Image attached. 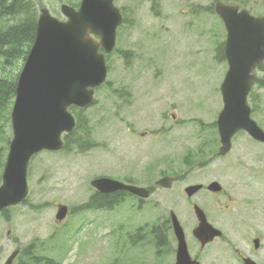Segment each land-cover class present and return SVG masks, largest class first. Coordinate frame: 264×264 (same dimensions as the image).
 I'll use <instances>...</instances> for the list:
<instances>
[{"label": "rangeland", "instance_id": "1", "mask_svg": "<svg viewBox=\"0 0 264 264\" xmlns=\"http://www.w3.org/2000/svg\"><path fill=\"white\" fill-rule=\"evenodd\" d=\"M33 1L38 12L47 8L62 19L60 4L79 0ZM216 1L264 16V0H114L124 21L106 57V83L96 90L93 105L71 111L83 121L76 133L83 146L32 158L26 199L0 212V264L31 243L36 255L62 264H174L170 212L183 228L190 257L201 264H237L234 254H243L252 237L264 236V145L238 132L230 152L216 157L219 86L227 71L217 51L225 30L208 9ZM1 60L0 78L14 79L25 58L10 64ZM255 75L259 81L248 104L252 119L264 130V64ZM13 101H3L0 94V174L12 138ZM240 169L251 177L241 178ZM221 170L229 178L236 206L216 211L207 196L186 198L185 187L213 180ZM163 175L179 176L180 182L168 190L155 188ZM100 177L150 187L153 193L137 207L135 198L128 196L111 211L79 212L95 191L90 182ZM242 200H248L243 208ZM192 202L202 204L212 216V226L224 234L202 249L191 233L197 224ZM58 205L70 209L61 224L54 220ZM247 206L249 215L241 213ZM161 224L168 235L167 252L155 247L149 233L133 246L125 238L140 227Z\"/></svg>", "mask_w": 264, "mask_h": 264}, {"label": "water", "instance_id": "2", "mask_svg": "<svg viewBox=\"0 0 264 264\" xmlns=\"http://www.w3.org/2000/svg\"><path fill=\"white\" fill-rule=\"evenodd\" d=\"M214 11L226 30L224 57L228 70L220 85L223 107L217 119L218 154L224 156L238 131H245L255 141L264 143V131L251 119L247 105L255 79L252 72L264 61V18L251 17L246 10L239 12L237 7L220 2L215 4ZM60 12L66 21L52 17L46 9L41 10L34 42L16 83L11 111L13 139L2 173L0 211L26 198V176L32 156L62 148L63 134L75 126L67 109L72 105L79 108L90 105L94 89L106 80L104 53L113 50L116 29L122 22L113 0H81L77 10L61 5ZM91 35L99 37V42ZM100 48L104 52H99ZM171 182L172 179L165 177L156 185L169 188ZM91 186L102 194L124 191L144 199L149 196L147 189L105 177L93 180ZM199 189L200 186H190L185 193L191 197ZM210 189L217 191L216 184ZM194 212L198 225L192 234L201 247L222 236L207 222L200 208L195 206ZM66 215L67 207L59 205L56 220L62 221ZM171 222L177 239L175 264H199L190 258L184 232L173 213ZM17 255L18 251L12 252L4 264H12Z\"/></svg>", "mask_w": 264, "mask_h": 264}, {"label": "trees", "instance_id": "3", "mask_svg": "<svg viewBox=\"0 0 264 264\" xmlns=\"http://www.w3.org/2000/svg\"><path fill=\"white\" fill-rule=\"evenodd\" d=\"M34 2L35 1L33 0H0V59L6 61L5 63L10 64L11 61L15 62L19 60L20 57L25 58L31 44L34 41L37 21V8ZM212 7L213 6L211 5L208 9L212 11ZM11 22H13V24L8 27ZM218 48V58L223 59L221 52L222 46ZM123 56L128 57L127 53L123 54ZM17 77L18 75L15 76L14 79L0 78V94H2L3 101L14 97V88ZM82 124L83 121L79 117H76V127L74 131L64 138L65 149L69 146H77V149L83 146L76 137V133L82 128ZM1 151L2 150L0 149V155ZM123 195V193H96V195L93 196L87 204L82 206V208L111 209L113 205H116L121 201V197ZM152 233H156L155 238L157 246L164 248L167 252L169 243L167 232L164 229V224H161L158 227H153L151 234ZM22 260H28V263H23ZM15 264L57 263L43 257L35 256L33 253V246H27L17 258V262Z\"/></svg>", "mask_w": 264, "mask_h": 264}, {"label": "flooded vegetation", "instance_id": "4", "mask_svg": "<svg viewBox=\"0 0 264 264\" xmlns=\"http://www.w3.org/2000/svg\"><path fill=\"white\" fill-rule=\"evenodd\" d=\"M216 157L219 158V159L223 158V157H219V156H216ZM240 171L242 173L243 169H240ZM240 176H241V178L245 177L247 179H249L251 177L250 174H246V173H244V174L242 173ZM163 177H172L173 178V181H172L173 183L171 184V186H173L174 184H177L178 182H180V177L179 176H166V175H163L159 179H161ZM228 179L229 178L227 177V175L225 173H223V170H221L220 173H216L214 175V179L213 180L197 181L193 185H199L200 189L196 193H194L192 195V197L187 198V199L188 200H192V198L195 199L198 196H207V197H209L212 200L211 203H212V205H213V207H214V209L216 211H227L229 209V207L236 206V201H235L231 191L227 187ZM259 182H262V180H260V179L255 180V183H259ZM214 183H216L217 191H213V189H210V186L213 185ZM259 185H261V184L259 183ZM250 187H251V185H250ZM148 189L150 190V192L153 193V190H151L150 187H148ZM252 192H253L252 189H249V191L247 193L249 195H251ZM249 195H248L247 198H251V197H249ZM137 203L140 205L141 201L137 199ZM246 203H248V200H242V202L239 204V206H241L243 208V205H245ZM255 203L256 202L253 201V204H254V207L252 209L253 212L255 211V207H256ZM194 206H199V205L197 203H195V202H192V204H191L192 216H193V218L196 219L195 214L193 212V207ZM249 206L244 208L246 211L245 210H241V213H243L245 215L247 213H248V215L251 214L250 211H247ZM199 207L202 209L203 205L200 204ZM203 212L205 213L204 210H203ZM205 216L207 218L208 223L211 224L210 220H211L212 216L209 213H207V214L205 213ZM169 220H170V213H169ZM242 253L243 254H241V255H239V252L234 254L237 264H246V261H249V260H251L255 264H264V236L261 235V236H257V237H252L250 243L246 244V247L242 249Z\"/></svg>", "mask_w": 264, "mask_h": 264}]
</instances>
